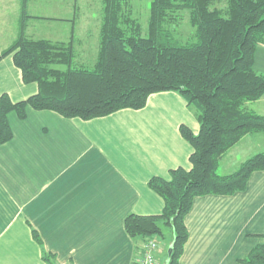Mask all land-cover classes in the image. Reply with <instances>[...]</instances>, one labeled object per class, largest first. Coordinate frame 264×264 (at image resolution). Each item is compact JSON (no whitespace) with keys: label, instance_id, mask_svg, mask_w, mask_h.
Instances as JSON below:
<instances>
[{"label":"crops","instance_id":"0c3cea01","mask_svg":"<svg viewBox=\"0 0 264 264\" xmlns=\"http://www.w3.org/2000/svg\"><path fill=\"white\" fill-rule=\"evenodd\" d=\"M84 5L28 0L25 34L72 40L75 62L91 66L102 20L97 13L86 15ZM21 19V0H0V56L18 36ZM54 22L61 25L52 36ZM255 67L264 72V45ZM38 90V83L24 82L13 54L0 58V95L20 101ZM247 106L264 114V95ZM10 122L14 137L0 145V264H49L44 250L58 264H133L144 241L127 232L125 218L162 213L164 198L149 179L191 169L194 148L180 127L200 130L196 108L177 91L155 92L143 108L92 119L30 107L24 119L11 113ZM236 146L222 157L221 174L257 153L231 159ZM185 221L189 237L180 264H244L264 242V169L255 170L242 191L196 196ZM173 241L174 233L158 239L157 264L168 263Z\"/></svg>","mask_w":264,"mask_h":264},{"label":"trees","instance_id":"16d2710c","mask_svg":"<svg viewBox=\"0 0 264 264\" xmlns=\"http://www.w3.org/2000/svg\"><path fill=\"white\" fill-rule=\"evenodd\" d=\"M152 0L148 32L134 17L130 0H102L99 50L93 65L75 62L72 40L34 39L25 34L28 0H21L18 36L0 58L13 54L25 83H38L36 94L14 101L0 95V145L14 137L11 113L24 119L28 109L54 110L65 117L92 119L124 108L146 106L152 93L177 91L197 110L198 133L181 125L191 143V169L170 170V177L153 176L149 186L165 201L162 213H130L127 232L147 242L174 232L167 264H180L189 237L186 215L194 198L233 194L246 189L255 170L264 169V151L244 160L227 174L219 172L222 157L245 136L264 133V114L247 103L264 95V72L255 67L264 45V0ZM193 31L186 39L176 25L185 14ZM34 237L42 243L36 230ZM264 237V233L262 235ZM49 264H58L44 250ZM264 264V242L242 259Z\"/></svg>","mask_w":264,"mask_h":264},{"label":"rangeland","instance_id":"374dc122","mask_svg":"<svg viewBox=\"0 0 264 264\" xmlns=\"http://www.w3.org/2000/svg\"><path fill=\"white\" fill-rule=\"evenodd\" d=\"M152 0H130V6L132 8V12L134 17H136L139 22L143 26L144 35L148 32V21H149V15H150V6H151ZM225 1H220L219 5H224ZM103 9V2L102 0H85V5L83 8V12H85L86 15H92L94 13H97L100 15L102 20V12ZM61 24H58V22H54V25L52 26V36L53 34H58L60 30L54 29V27H60ZM177 27V35L181 39H186L191 32L193 31L192 26L189 22V14H185L182 20L179 22ZM93 63L91 61L90 65ZM239 151L238 154H229L230 158L234 159L235 157L239 156L240 158H246L248 156H251L252 154L264 150V133H258V134H250L249 136H246L238 142L237 146L235 147ZM234 148V149H235ZM232 151V150H231ZM232 153V152H231ZM165 236L168 237V235L173 234L171 228L164 227ZM172 246H169V252Z\"/></svg>","mask_w":264,"mask_h":264},{"label":"built area","instance_id":"2783aa9c","mask_svg":"<svg viewBox=\"0 0 264 264\" xmlns=\"http://www.w3.org/2000/svg\"><path fill=\"white\" fill-rule=\"evenodd\" d=\"M159 249L157 238H151L143 244L142 251L133 264H157L156 251Z\"/></svg>","mask_w":264,"mask_h":264},{"label":"water","instance_id":"95a60500","mask_svg":"<svg viewBox=\"0 0 264 264\" xmlns=\"http://www.w3.org/2000/svg\"><path fill=\"white\" fill-rule=\"evenodd\" d=\"M171 253H172V248L170 249V255H171Z\"/></svg>","mask_w":264,"mask_h":264}]
</instances>
